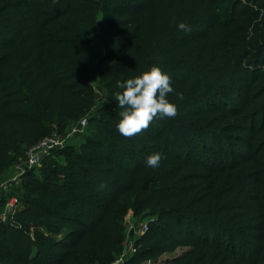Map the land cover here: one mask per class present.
I'll return each mask as SVG.
<instances>
[{"label": "trees", "instance_id": "obj_1", "mask_svg": "<svg viewBox=\"0 0 264 264\" xmlns=\"http://www.w3.org/2000/svg\"><path fill=\"white\" fill-rule=\"evenodd\" d=\"M153 65L177 113L125 137L119 82ZM84 118L5 220L3 198L0 264L105 260L128 211L148 229L125 264H264V0H0V178Z\"/></svg>", "mask_w": 264, "mask_h": 264}, {"label": "clouds", "instance_id": "obj_2", "mask_svg": "<svg viewBox=\"0 0 264 264\" xmlns=\"http://www.w3.org/2000/svg\"><path fill=\"white\" fill-rule=\"evenodd\" d=\"M177 27L190 31L191 25L179 21ZM171 77L158 65H153L139 75L119 82L122 91H117L115 98L121 108L120 119L115 127L125 137H132L148 128L154 118L172 117L177 113V106L168 98L174 92ZM180 95V93H177ZM162 154L157 151L146 156L145 164L157 167Z\"/></svg>", "mask_w": 264, "mask_h": 264}, {"label": "rangeland", "instance_id": "obj_3", "mask_svg": "<svg viewBox=\"0 0 264 264\" xmlns=\"http://www.w3.org/2000/svg\"><path fill=\"white\" fill-rule=\"evenodd\" d=\"M98 105L105 104L106 91L103 85L95 82ZM77 129V132H73ZM57 132V131H56ZM96 132V128H90L88 125L80 127L79 123L74 124L69 127V129L61 134L55 133L53 139L58 142H63L64 144H78L85 140L89 135ZM22 164H14L1 178L0 183L5 184V190L0 191V204L4 197H9L13 195L20 194V166ZM1 211V210H0ZM4 212V210L2 211ZM148 222L147 219H139L133 216L132 211H128L121 218V223L123 225V233L120 239V245L117 252L113 253L109 258L105 260H97L95 264H125L133 255L131 246L136 242L138 237H140L141 227L144 223ZM185 248H179L173 253H166L160 257L157 261H150L144 264H169V261L181 255Z\"/></svg>", "mask_w": 264, "mask_h": 264}, {"label": "built area", "instance_id": "obj_4", "mask_svg": "<svg viewBox=\"0 0 264 264\" xmlns=\"http://www.w3.org/2000/svg\"><path fill=\"white\" fill-rule=\"evenodd\" d=\"M87 125V120L84 118L79 122L80 127H84ZM73 132H77V129H74ZM54 136V135H53ZM52 137H49L45 139L43 142H41L39 145L35 146L28 152V157L25 162L22 163L20 166V175L24 173L26 170L37 167L40 164V161L43 159L44 156L47 155L48 151L51 148L62 146L63 142H58L53 139ZM5 184L0 183V191L5 190ZM20 205V199L18 196H10L5 200V207L4 212L2 214V219L5 220L8 215L13 214L18 206ZM148 229V222L144 223L141 227L140 235L144 234V232ZM132 250V255H134L137 252V244L136 242L132 244L130 247Z\"/></svg>", "mask_w": 264, "mask_h": 264}]
</instances>
